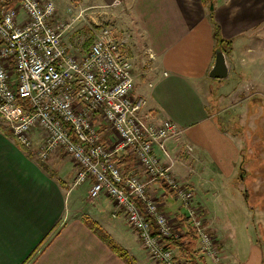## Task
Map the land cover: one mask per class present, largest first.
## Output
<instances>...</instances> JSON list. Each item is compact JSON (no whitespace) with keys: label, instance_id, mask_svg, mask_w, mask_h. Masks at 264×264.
<instances>
[{"label":"crops","instance_id":"1","mask_svg":"<svg viewBox=\"0 0 264 264\" xmlns=\"http://www.w3.org/2000/svg\"><path fill=\"white\" fill-rule=\"evenodd\" d=\"M207 2L79 0L63 14L58 8V13L66 20L76 9L84 12L104 8L106 13L105 8L127 6L124 12L127 15L126 10H130L126 17L128 32L125 30L120 37L113 30L130 45L126 50L133 62L134 95L147 99L146 109L157 119H172L179 124L181 132L167 140L170 156L164 157L173 173L193 187L202 182L206 190L213 191L219 188L218 181L229 184L237 179L243 165L234 135L219 126L209 107L211 89L214 84L227 85L231 79L235 84L240 73L254 69L258 55L264 54V0ZM216 23L220 35L232 41L230 51L225 52L228 76L222 80L210 76L217 49ZM114 139L108 130L103 141L110 146ZM26 148L9 126L0 122V264H159L147 252L138 232L129 228L110 196L92 198L84 186L78 190L80 187L69 182L60 158H48L46 162L48 159L41 160L34 149ZM126 153L130 151L119 153L118 158ZM41 162L53 171V176ZM134 166H138L136 160ZM228 184L221 186L227 189ZM220 191L223 194V189ZM149 192L154 197L162 193L160 209L173 219L179 234L185 232L186 209L174 194L160 182L150 184ZM228 192L236 195L234 190ZM238 200H232L235 206H239ZM247 210L255 212L253 205ZM90 223L101 232L106 226V235L126 255L112 248ZM217 224L218 239L225 251L222 259L227 264H264L259 242L254 239L247 250L237 254V239L232 240L226 221L220 219Z\"/></svg>","mask_w":264,"mask_h":264},{"label":"built area","instance_id":"2","mask_svg":"<svg viewBox=\"0 0 264 264\" xmlns=\"http://www.w3.org/2000/svg\"><path fill=\"white\" fill-rule=\"evenodd\" d=\"M69 23L53 0H0V118L40 159L56 149L70 155L79 167L75 183L89 184L92 198L110 196L160 264L191 263L167 247L179 232L149 192L155 182L186 209L202 252L222 259L194 187L164 158L179 124L157 119L147 99L134 95L133 62L112 27H102L85 48L65 40ZM108 130L115 137L110 146L103 141ZM127 150L138 165L129 173L117 156Z\"/></svg>","mask_w":264,"mask_h":264},{"label":"rangeland","instance_id":"3","mask_svg":"<svg viewBox=\"0 0 264 264\" xmlns=\"http://www.w3.org/2000/svg\"><path fill=\"white\" fill-rule=\"evenodd\" d=\"M53 1L56 2L62 14L67 10L68 6L73 7L78 2L73 0ZM123 6V4H120L119 6H114V9L105 8L106 13L103 12L104 8H91L84 12H79L76 9L72 17L68 16V19L74 18V20H69L70 26L66 31L65 40L74 46L78 43L79 46L82 42L81 45L87 48V45L93 41L96 34L104 26L114 28L118 31L119 36L123 37V32L126 28L129 29L126 27V17L128 18L130 12V10L129 12L126 10L127 16L124 12L127 6L125 5V8ZM126 32L128 31L126 30ZM263 40L264 38H261V41ZM128 45L125 46V49ZM258 56L259 61L254 65V69L242 71L235 84L231 79L227 85L214 84L211 89L209 107L216 114L219 126H223V130L226 129L230 135H234L233 138L236 140L239 158L243 165V171L239 173L237 179H231L229 184L218 181L217 183L220 186L213 191L206 190L208 187L206 186L205 189V185L202 182H199L198 186L194 185L197 203L201 204L200 207L205 217L206 214H210V217L206 218L207 224L218 240L222 256L225 251H223L218 239V224L216 225L220 219L226 221V225L230 228L228 233L233 236L232 240L237 239L235 242L237 254L241 253L240 251L247 250L248 245L254 239L259 242L264 250V54H259ZM2 121L0 118V122ZM34 150L36 153V149ZM180 152L183 153V151ZM181 153L178 155L183 158L182 160H185V156H181ZM52 157L61 159L64 169L67 170V173H65L69 177L71 185L76 188L80 187L78 190L83 189L84 186V190L89 192V184L79 185L75 183L79 167L70 155L66 154L62 149H56L50 154L49 159ZM225 184H228L227 189L221 186ZM220 189H223V194L220 193L222 191ZM229 190L236 192L237 199L235 198L236 195H229ZM156 194L155 196L161 198H158L159 202L162 201V193ZM244 195L247 201L243 199ZM232 200L235 202L238 200V205L243 206V208L235 206ZM203 202L209 204L207 205L208 207ZM250 205L255 208L253 214L247 210ZM206 210L209 211L207 212ZM210 210L214 212V215H211ZM85 215L88 216L86 211ZM124 219L127 223L126 218ZM128 226L131 228L129 224ZM102 228L104 230L103 233L106 234L107 227L103 226ZM174 249L176 255H178V248ZM201 254L204 255L207 264H227L223 259L214 261L202 251Z\"/></svg>","mask_w":264,"mask_h":264},{"label":"trees","instance_id":"4","mask_svg":"<svg viewBox=\"0 0 264 264\" xmlns=\"http://www.w3.org/2000/svg\"><path fill=\"white\" fill-rule=\"evenodd\" d=\"M206 3L207 0H204ZM8 1H5L7 4ZM216 38H217V46H221L225 52L230 51V47L232 45L231 40H227L220 35L219 25L216 23V30H215ZM21 103H24L22 100ZM27 149V148H26ZM29 151V149H28ZM29 155H32L31 151H29ZM118 156V155H117ZM119 163L123 166V169L126 173H129L132 169H134L135 165V158L134 154L126 153L125 155H121L119 158ZM134 161V162H133ZM123 162L125 164H123ZM127 162V163H126ZM42 167L53 176V171H50L49 167L45 163H40ZM61 183L64 184V181L60 180ZM186 221L188 224V229L185 232H181L178 237H170L167 241V247L170 248H178L179 256L186 259V261L190 262L191 264H206V260L204 255L201 254V248L199 247L198 243V236L195 234L192 225L190 224L189 218L186 217ZM91 227L98 232L102 238H105L108 241V244L114 248L118 253L121 255H126V252L122 250L119 246H117L113 241L101 230L97 228V226L93 223H90Z\"/></svg>","mask_w":264,"mask_h":264},{"label":"water","instance_id":"5","mask_svg":"<svg viewBox=\"0 0 264 264\" xmlns=\"http://www.w3.org/2000/svg\"><path fill=\"white\" fill-rule=\"evenodd\" d=\"M228 70L225 51L221 46H217L215 63L210 70V76L222 79L228 76Z\"/></svg>","mask_w":264,"mask_h":264}]
</instances>
